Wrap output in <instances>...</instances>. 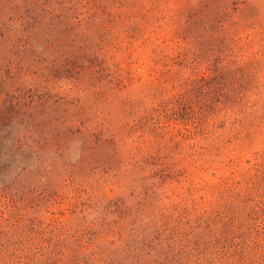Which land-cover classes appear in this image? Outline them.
Returning <instances> with one entry per match:
<instances>
[{
	"label": "rangeland",
	"instance_id": "374dc122",
	"mask_svg": "<svg viewBox=\"0 0 264 264\" xmlns=\"http://www.w3.org/2000/svg\"><path fill=\"white\" fill-rule=\"evenodd\" d=\"M225 11L220 40L140 51L120 91L46 87L101 140L73 139L69 166L0 195V264H264V0Z\"/></svg>",
	"mask_w": 264,
	"mask_h": 264
},
{
	"label": "trees",
	"instance_id": "16d2710c",
	"mask_svg": "<svg viewBox=\"0 0 264 264\" xmlns=\"http://www.w3.org/2000/svg\"><path fill=\"white\" fill-rule=\"evenodd\" d=\"M171 1L177 0H67L56 7L54 0H0V195L24 192L37 177L69 166L73 139L101 140L77 101L48 90L49 84L66 81L84 95L102 96L103 89L120 91L133 83L131 65L145 60L140 51L157 54L166 43L199 47L220 40L227 0L169 9ZM168 74L158 73L162 84ZM36 75L43 84L37 94L36 85H22ZM47 153L53 155L48 164Z\"/></svg>",
	"mask_w": 264,
	"mask_h": 264
}]
</instances>
